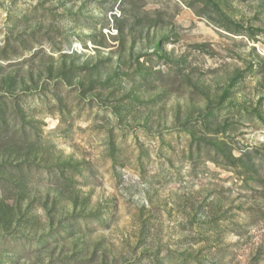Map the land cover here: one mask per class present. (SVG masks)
Listing matches in <instances>:
<instances>
[{
    "label": "rangeland",
    "instance_id": "1",
    "mask_svg": "<svg viewBox=\"0 0 264 264\" xmlns=\"http://www.w3.org/2000/svg\"><path fill=\"white\" fill-rule=\"evenodd\" d=\"M0 264H264V0H0Z\"/></svg>",
    "mask_w": 264,
    "mask_h": 264
}]
</instances>
